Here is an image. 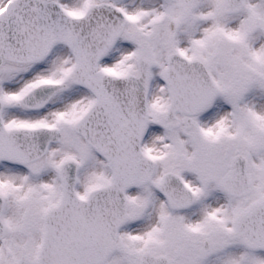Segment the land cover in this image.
Returning a JSON list of instances; mask_svg holds the SVG:
<instances>
[{
	"label": "snow or ice",
	"instance_id": "snow-or-ice-1",
	"mask_svg": "<svg viewBox=\"0 0 264 264\" xmlns=\"http://www.w3.org/2000/svg\"><path fill=\"white\" fill-rule=\"evenodd\" d=\"M0 264H264V0H0Z\"/></svg>",
	"mask_w": 264,
	"mask_h": 264
}]
</instances>
